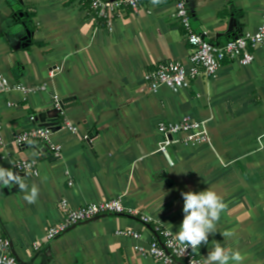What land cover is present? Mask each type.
<instances>
[{"label": "crops", "instance_id": "crops-1", "mask_svg": "<svg viewBox=\"0 0 264 264\" xmlns=\"http://www.w3.org/2000/svg\"><path fill=\"white\" fill-rule=\"evenodd\" d=\"M188 7L192 29L213 44L256 32L264 18V0H188ZM174 12L173 0H141L138 12L124 11L109 31L80 0H0V73L48 86L27 98L0 94V167L23 177L29 190L39 188L29 203L18 185H0V235L21 263L160 264L135 246L147 248L157 224L176 237L181 192L211 188L227 208L199 249L203 262L218 241L239 250L243 264H264V44L249 65L227 61L188 89L152 92L145 71L169 60L189 64L191 45ZM184 116L205 122L208 139L185 144V134L174 136L170 161L160 151L158 125ZM64 119L77 131L63 127ZM53 121L60 156L40 141L15 142L17 133ZM22 159H36L38 174L18 171ZM115 197L138 214L101 216L44 240L63 219L62 200L79 208ZM123 229L142 236L116 233ZM226 230L235 235L223 238Z\"/></svg>", "mask_w": 264, "mask_h": 264}, {"label": "built area", "instance_id": "built-area-1", "mask_svg": "<svg viewBox=\"0 0 264 264\" xmlns=\"http://www.w3.org/2000/svg\"><path fill=\"white\" fill-rule=\"evenodd\" d=\"M89 14L100 24L112 31L116 20L122 17L124 11L131 10L136 13L140 9L141 0H80ZM175 19L181 24L186 32L187 40L191 45L189 64L179 60H169L158 64L155 68L148 69L143 79L148 89L157 91L162 86H167L175 92L188 89L193 80L204 76L213 77L220 67L227 61H238L242 65H249L255 60L256 49L264 44V18L256 32H246L238 35L226 43L213 44L208 42L201 34L196 33L191 26V15L188 7V0H173ZM47 84L26 85L22 82H12L7 76L0 73V94L19 92L24 98L31 94L46 91ZM55 109L64 114L63 104L59 96L55 95ZM31 119H35L34 116ZM0 119V129H1ZM63 127L72 132L77 131V126L67 119H64ZM158 130L163 134L164 139L160 144V151L171 161L169 148L178 140L174 136L185 134V144L196 143L208 139L205 122L184 116L178 121H161ZM51 128L35 127L15 135V142L18 145H25L36 140L44 144L53 154L54 158L60 156L61 147L51 141ZM38 161L18 160L15 167L20 172L38 174ZM73 185V182H70ZM61 209L63 219L57 224L48 227L44 240H53L72 227L88 222L105 215H121L125 213L138 214L129 210L123 203L121 197H115L100 202H88L79 208L70 207L67 200H62ZM140 219L144 223H150L152 218L141 214ZM156 237L152 239L149 246L144 248L140 245L135 249L143 255L150 256L160 264H174L177 260L185 264H204L200 254L192 253L189 249L182 253L177 246L176 237L173 233L159 224L154 227ZM118 235L140 239L141 233L137 230L123 229L116 232ZM37 248L38 242L34 243ZM0 264H23L12 251V242L9 238L0 235Z\"/></svg>", "mask_w": 264, "mask_h": 264}, {"label": "clouds", "instance_id": "clouds-1", "mask_svg": "<svg viewBox=\"0 0 264 264\" xmlns=\"http://www.w3.org/2000/svg\"><path fill=\"white\" fill-rule=\"evenodd\" d=\"M161 2L162 0H152L154 5ZM0 185L5 187L18 185L19 190L25 192L24 199L29 203H35L39 195V188L35 184L29 190L23 177L3 167H0ZM181 196L183 220L175 234L177 246L182 253L189 249L192 253H197L202 245L208 243L209 236L217 233V223L227 205L223 197L211 188L199 192L191 190L181 192ZM220 234L223 238L235 235L231 230ZM244 260L245 256L239 250L225 248L216 241L213 249L205 257L204 264H243Z\"/></svg>", "mask_w": 264, "mask_h": 264}, {"label": "water", "instance_id": "water-1", "mask_svg": "<svg viewBox=\"0 0 264 264\" xmlns=\"http://www.w3.org/2000/svg\"><path fill=\"white\" fill-rule=\"evenodd\" d=\"M55 124V121L53 122H42V124L40 125V127H51Z\"/></svg>", "mask_w": 264, "mask_h": 264}, {"label": "trees", "instance_id": "trees-1", "mask_svg": "<svg viewBox=\"0 0 264 264\" xmlns=\"http://www.w3.org/2000/svg\"><path fill=\"white\" fill-rule=\"evenodd\" d=\"M28 15H29V16H31L32 14H31V13H29ZM26 16H27V14H26Z\"/></svg>", "mask_w": 264, "mask_h": 264}]
</instances>
